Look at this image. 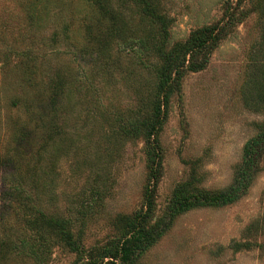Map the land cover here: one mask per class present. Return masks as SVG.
Returning a JSON list of instances; mask_svg holds the SVG:
<instances>
[{
	"label": "rangeland",
	"instance_id": "obj_1",
	"mask_svg": "<svg viewBox=\"0 0 264 264\" xmlns=\"http://www.w3.org/2000/svg\"><path fill=\"white\" fill-rule=\"evenodd\" d=\"M111 1L117 20L88 0H0V244L31 234L25 221L42 210L73 217L90 249L117 235L119 216H133L144 205L146 144L123 139L119 129L121 119L149 110L153 81L140 71L147 62L137 58L134 45L119 41L138 32V16L133 7ZM159 1L171 19L173 44L217 25L229 6L236 11L208 67L187 74L171 100L160 136L163 174L156 193L164 211L195 160L201 161L204 187H229L243 147L264 123V112L250 109L245 96L250 75L257 79L252 97L264 91V69L251 67L258 52L264 55V0L257 10V0ZM51 81L61 87L53 108ZM16 99L23 104L13 106ZM53 119L57 129L50 140L46 125ZM16 181L27 193L21 202L12 198ZM80 211L89 212L84 222ZM259 218L264 158L262 172L239 202L179 217L141 264H264V237L251 249L230 248ZM50 253L43 264L75 262L59 246ZM0 264L38 263L0 247Z\"/></svg>",
	"mask_w": 264,
	"mask_h": 264
},
{
	"label": "trees",
	"instance_id": "obj_2",
	"mask_svg": "<svg viewBox=\"0 0 264 264\" xmlns=\"http://www.w3.org/2000/svg\"><path fill=\"white\" fill-rule=\"evenodd\" d=\"M91 1L103 16L117 20L112 12L111 0ZM118 8L133 7L139 19V30L131 36H121L119 41L129 48L134 45L137 58L145 71L152 77L149 96V110L128 119H121L119 133L125 140H143L146 144L148 183L144 192V205L133 216H119L115 221L117 235L101 246L87 249L83 245L81 233L83 226L76 232V220L59 214L49 215L45 211L35 210L32 218L25 221L31 234L20 233L16 239L6 238L0 247L7 253L20 258H30L43 264L50 251L56 246L75 255L74 264H141L145 255L164 237L174 222L181 216L199 209H219L239 202L250 190L262 172L264 158V123L257 125V134L243 147L240 164L236 167L232 184L225 189L204 187V177L200 174V160L189 164L187 178L177 184L164 211L158 210L156 193L163 174V150L160 136L168 118L173 96L182 91V82L189 73L204 71L213 51L226 35V31L236 22L233 6H229L226 15L217 25L197 29L183 42L172 43L170 35L171 19L160 9L159 0H117ZM240 0L238 1L237 5ZM254 9L261 0L254 1ZM236 5V7H237ZM236 9V8H235ZM264 39V26H263ZM133 49V50H134ZM253 62V61H252ZM143 64V63H142ZM252 71L264 69V55L257 53L252 63ZM28 71V70H27ZM245 91L246 104L255 112H264V91L252 97L256 75L248 76ZM50 104L55 106L61 87L57 82L50 83ZM20 99L13 106L22 105ZM33 104L28 103L32 110ZM57 126L53 119L46 125L50 140ZM16 183V185H14ZM11 188L15 201L24 198L26 189L21 182H15ZM36 184V183H35ZM27 194V193H26ZM21 202V201H20ZM82 221L89 212L80 211ZM26 220V219H25ZM244 239L233 241L230 248L235 251L251 249L264 237V218L254 220L244 231ZM46 257V258H45Z\"/></svg>",
	"mask_w": 264,
	"mask_h": 264
}]
</instances>
